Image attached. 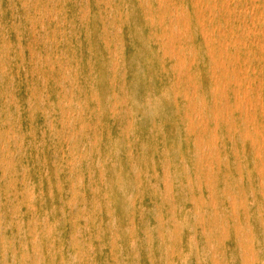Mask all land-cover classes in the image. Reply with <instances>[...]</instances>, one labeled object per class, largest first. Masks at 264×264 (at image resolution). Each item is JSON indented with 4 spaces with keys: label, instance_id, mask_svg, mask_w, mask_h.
<instances>
[{
    "label": "rangeland",
    "instance_id": "obj_1",
    "mask_svg": "<svg viewBox=\"0 0 264 264\" xmlns=\"http://www.w3.org/2000/svg\"><path fill=\"white\" fill-rule=\"evenodd\" d=\"M0 264H264V0H0Z\"/></svg>",
    "mask_w": 264,
    "mask_h": 264
},
{
    "label": "bare ground",
    "instance_id": "obj_2",
    "mask_svg": "<svg viewBox=\"0 0 264 264\" xmlns=\"http://www.w3.org/2000/svg\"><path fill=\"white\" fill-rule=\"evenodd\" d=\"M183 17V16H182ZM232 31V30H231ZM225 36V35H224ZM234 37V36H233ZM53 39V38H52ZM229 45V44H228ZM57 46V45H56ZM175 46V45H174ZM245 68V67H244ZM247 71H248V69H247ZM222 90V89H221ZM220 90V91H221ZM222 91H225V90H222ZM225 97V96H224ZM226 98V97H225ZM215 99V98H214ZM146 112V111H145ZM246 112V111H245ZM148 113V112H147ZM2 148V147H1ZM16 148V147H15ZM210 197V196H209ZM232 203V202H231ZM77 208V207H76ZM37 254V253H36Z\"/></svg>",
    "mask_w": 264,
    "mask_h": 264
}]
</instances>
